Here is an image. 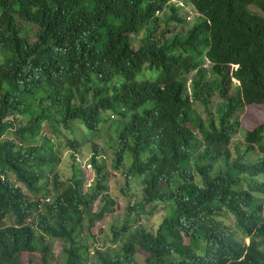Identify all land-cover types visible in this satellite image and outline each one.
<instances>
[{
    "label": "trees",
    "instance_id": "1",
    "mask_svg": "<svg viewBox=\"0 0 264 264\" xmlns=\"http://www.w3.org/2000/svg\"><path fill=\"white\" fill-rule=\"evenodd\" d=\"M251 105L264 0H0V264H51L48 239L66 264H264V124L235 140ZM111 170L128 200L101 251Z\"/></svg>",
    "mask_w": 264,
    "mask_h": 264
},
{
    "label": "rangeland",
    "instance_id": "2",
    "mask_svg": "<svg viewBox=\"0 0 264 264\" xmlns=\"http://www.w3.org/2000/svg\"><path fill=\"white\" fill-rule=\"evenodd\" d=\"M251 10L259 14V11H257L255 8H251ZM159 25H160L159 29L156 30L155 32L156 37L158 36L159 30L164 29V24H159ZM26 29H30V26H27ZM171 29L173 30L171 26L168 27L169 31L165 34L166 38L170 37ZM143 36L144 35L142 33L132 36V43H133L134 49L139 48V46L141 45V38ZM158 74L159 72L156 70L145 68L142 70L141 73L137 75V79L142 80L144 79V77H146V79L153 80L157 77ZM145 107H147V105ZM193 108L196 111H200V107L198 106L197 103L193 104ZM142 109L143 107L140 108L139 112ZM202 115L203 117H205L204 114ZM240 123H241V131L235 137L236 141L238 140L241 141V136L244 131L251 130L258 125L264 124V105H251V106L246 107L242 117L240 118ZM44 133L46 136L50 135V131L47 125L45 126ZM96 143L102 146V143L100 140H96ZM56 151H62V159L64 160V162H67L66 148L57 147ZM90 151H91V147L89 144L87 145L84 144L78 149V153H79L78 159L80 163L83 165L82 169L84 173V186L85 187H88V185L93 180L92 168L86 167L88 163L87 161L90 157ZM104 157L107 159L109 167H111V153L109 150L105 152ZM119 188L120 190H118ZM121 189L126 190L125 186L123 185L122 176L119 173L111 170V177L109 181V194L111 196V199L115 202V205L113 206L112 212L110 214L104 215L102 220L95 222V224L92 227H90V229L87 231V233L92 238H94L93 240L95 242V247L102 249L101 251H105L106 249H108L109 244L106 243L105 241H106V238L107 240L111 238L110 226L116 221H120L125 218V211L127 208L128 198L124 197L121 194ZM97 207H98V201H96L93 205V212L97 210ZM162 208L163 206L158 207L157 211L154 213V216H151L149 219H146L144 217L142 219V225L149 227L150 225H152L154 219L158 220L159 218L157 214L158 211L161 213H164ZM3 224L0 222V228L3 227ZM228 224L232 225V221H228ZM46 244L50 247L52 251L51 254L53 258H52L51 264H66V258L65 256H63L61 251L67 245H65L63 241L52 240V239L46 240ZM184 244L185 245L188 244L187 238H184ZM113 249H116V246L113 247ZM143 259H144V255L140 251H137L136 260L140 264H145V261ZM20 264H41L40 255L38 253H33V254L23 253L20 256Z\"/></svg>",
    "mask_w": 264,
    "mask_h": 264
},
{
    "label": "built area",
    "instance_id": "3",
    "mask_svg": "<svg viewBox=\"0 0 264 264\" xmlns=\"http://www.w3.org/2000/svg\"><path fill=\"white\" fill-rule=\"evenodd\" d=\"M44 203H48L49 202V199H45L44 201H42Z\"/></svg>",
    "mask_w": 264,
    "mask_h": 264
},
{
    "label": "clouds",
    "instance_id": "4",
    "mask_svg": "<svg viewBox=\"0 0 264 264\" xmlns=\"http://www.w3.org/2000/svg\"><path fill=\"white\" fill-rule=\"evenodd\" d=\"M41 201V200H40ZM42 202V201H41Z\"/></svg>",
    "mask_w": 264,
    "mask_h": 264
}]
</instances>
